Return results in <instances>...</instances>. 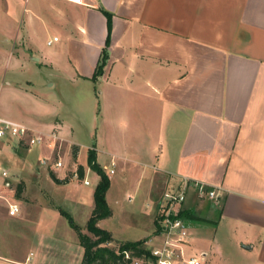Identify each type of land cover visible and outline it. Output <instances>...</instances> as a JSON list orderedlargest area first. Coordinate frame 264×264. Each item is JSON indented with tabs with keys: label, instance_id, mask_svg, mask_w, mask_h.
Segmentation results:
<instances>
[{
	"label": "crops",
	"instance_id": "0c3cea01",
	"mask_svg": "<svg viewBox=\"0 0 264 264\" xmlns=\"http://www.w3.org/2000/svg\"><path fill=\"white\" fill-rule=\"evenodd\" d=\"M6 70L13 73L8 83L1 78ZM28 71L48 72L56 82L40 90L17 78ZM2 95L38 105L47 115L42 120L0 116L34 134H57L76 148L85 174L95 152L111 182L109 207L110 190L125 184L131 206L121 214L136 216L142 232L121 240L160 235L156 186L165 187L164 195L185 180L200 182L220 198L189 190L181 210L191 229L186 256L205 254L202 264H264V0H0ZM61 178L58 185H74ZM96 187L78 202L89 211L87 223ZM21 212L11 216L8 207L9 218ZM2 220L0 237L16 228ZM77 237L55 236L39 253L20 256L0 241V264H60L54 240L70 264H82ZM227 248L241 260L231 262Z\"/></svg>",
	"mask_w": 264,
	"mask_h": 264
},
{
	"label": "rangeland",
	"instance_id": "374dc122",
	"mask_svg": "<svg viewBox=\"0 0 264 264\" xmlns=\"http://www.w3.org/2000/svg\"><path fill=\"white\" fill-rule=\"evenodd\" d=\"M8 48L10 50V47ZM12 76L13 73L6 70L2 72L1 78H3L5 83H8L12 81ZM17 78L31 80L36 83L38 89L46 91L50 90L48 89L49 83L56 82V79L49 77L48 72L39 71L19 72ZM51 90L55 93L58 92L57 87ZM29 102L23 99L22 96L11 99L8 96L2 95L0 96V115L8 118L27 115L28 117L32 116L40 120L47 117L38 105ZM32 135H35L33 131ZM47 136L58 137L54 132H50V135ZM50 138L44 137L42 144L37 146H30L25 141H0V221H3L2 219H8L7 226L16 227V230L8 227V230H11L9 232L3 230L0 241L2 242V249L5 252L7 250H16L19 256L21 254L26 255L30 252L39 253L44 242L49 241L55 236L66 238L70 241L73 240L75 231L71 228L67 218L62 215L63 210L70 212L75 223L80 226L81 230L92 236L87 230L86 224L87 212L89 211L85 207L81 209L78 202L83 198L82 196H86L89 191L97 186L98 179L91 173V171H95L93 169H85L87 175L85 174L84 179L89 180L91 183L90 186H86L84 180L80 181L76 176L78 173L77 159L75 158L76 148L74 146H68L61 138H55L56 140L52 138L51 140ZM82 138L83 140L90 141L87 133L82 134ZM43 144L46 145L43 147L47 151L40 153L38 149ZM85 153L81 155L83 161H87ZM44 161L48 163L44 164ZM57 161L62 162L63 167L57 168ZM4 171L7 172V176H3L2 173ZM103 171L106 173L105 169ZM60 177L70 182L74 181V185L70 187L58 185L55 179ZM116 188L120 192L119 197L116 199L118 201L117 204L112 199L114 198L113 192ZM125 188V184L119 183L115 185V189H112L113 191L110 190L108 200L112 214L103 219L100 224L103 229L114 230L111 232L112 241L104 246L116 252H119L121 245L125 243L124 240H121L120 236L133 239L138 236L137 234L142 232L140 231L141 227L138 224L136 216L134 217L132 215L130 217L133 219L132 222L128 216L121 214L122 209H127L131 206L125 200ZM155 188L154 197L158 202L161 201L160 199L166 189L165 187H161V184ZM9 202L18 205L20 210L22 208V212L16 218L8 217ZM157 216L158 211L152 217V221L154 220V231H156L155 220ZM20 217L24 218L23 221L14 223L13 220L19 219ZM149 235H152L150 238L154 240L152 239L150 242L147 238L149 241L146 239L142 241L146 240L145 246L152 251L161 245H152V241H158V238L161 236H157L155 232ZM52 248L55 254L54 257L56 260L59 259L60 264H70L68 262L69 258L64 257V245L54 240ZM74 251L77 256V249H74ZM225 254L233 263L241 260L231 248H227ZM1 263L4 264L3 262ZM140 264L155 263L152 259L146 257L143 258Z\"/></svg>",
	"mask_w": 264,
	"mask_h": 264
},
{
	"label": "built area",
	"instance_id": "2783aa9c",
	"mask_svg": "<svg viewBox=\"0 0 264 264\" xmlns=\"http://www.w3.org/2000/svg\"><path fill=\"white\" fill-rule=\"evenodd\" d=\"M80 1L73 2L79 3ZM57 40L55 38L54 42ZM48 44L50 45L52 42L50 41ZM44 137L50 138L51 136L42 133L32 135V130L26 125L0 116V141H25L30 146H37L42 144ZM51 138L55 139L57 137ZM43 163L47 164L48 162L44 161ZM56 167H63V163L57 161ZM113 173L114 170H111V174ZM2 174L3 176H7L6 171ZM76 176L78 177V173ZM84 184L90 185L91 183L89 180L84 179ZM191 189H194L198 196L203 199L218 201L220 198V193L217 189H211L203 183L188 180H185L178 190H169L164 193L160 202L161 213L158 218L162 242L160 247L152 250V255L156 258L155 264H176L178 262L184 264H202L204 261L205 254L197 257H188L185 254V247L188 246L191 239V229L189 223L181 217V210ZM19 210L18 205L12 204L9 207V214L15 216ZM125 258L132 259V264H140L143 261V258H131L130 252H125Z\"/></svg>",
	"mask_w": 264,
	"mask_h": 264
},
{
	"label": "trees",
	"instance_id": "16d2710c",
	"mask_svg": "<svg viewBox=\"0 0 264 264\" xmlns=\"http://www.w3.org/2000/svg\"><path fill=\"white\" fill-rule=\"evenodd\" d=\"M109 19V33L111 32V17L107 14ZM109 42V38H108ZM107 42V43H108ZM104 62V60H103ZM103 64L99 66L98 74L101 72ZM77 155V151L75 150V158ZM89 165L93 171H95L100 176V182L98 183L95 193H94V201H95V209L87 223V230L91 235L84 233L80 226L77 225L73 219V217L64 211H62V215L67 218L71 227L75 230L78 235L79 242L81 246L84 248V255L82 264H131L132 259L125 258V252L131 253V258H150L156 261V258L152 255V251L148 249L144 241L137 242H125L121 245L119 252L104 246L105 244L112 241V235L110 232L102 229L98 226V222L109 217L112 212L107 203V192L110 188L111 182L107 174L103 171V169L96 163L95 152L90 151L89 153ZM84 167L78 166V178L84 179ZM56 182L59 180L55 179ZM67 182V179L65 180ZM181 217L185 218V213H181ZM158 233L161 231V227L157 222Z\"/></svg>",
	"mask_w": 264,
	"mask_h": 264
},
{
	"label": "bare ground",
	"instance_id": "6f19581e",
	"mask_svg": "<svg viewBox=\"0 0 264 264\" xmlns=\"http://www.w3.org/2000/svg\"><path fill=\"white\" fill-rule=\"evenodd\" d=\"M72 1H79V0H72Z\"/></svg>",
	"mask_w": 264,
	"mask_h": 264
}]
</instances>
